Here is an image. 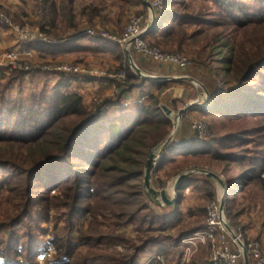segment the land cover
Here are the masks:
<instances>
[{"label": "trees", "instance_id": "obj_1", "mask_svg": "<svg viewBox=\"0 0 264 264\" xmlns=\"http://www.w3.org/2000/svg\"><path fill=\"white\" fill-rule=\"evenodd\" d=\"M215 1L219 10L232 13V16L218 17L210 22L216 26H226L230 21L236 25L235 28L245 30L244 33L251 38V48L237 51L228 43L224 45L226 52L220 53L224 66L222 71L225 72L224 84L232 88L228 92H222L219 88L211 106L203 109V112L211 117L220 115L228 119L244 115L264 117V0H254V5H262L255 7L258 11L249 10L248 1ZM74 2L67 0L59 13L73 27L76 26ZM182 4V0H166L161 14V22H176L174 27L166 25L165 31L168 39L176 41L178 38V42L185 38L186 22L195 17L188 10V5ZM43 12L46 13L47 8ZM45 13L38 24L43 32L51 35L47 28H54L59 18L49 17ZM149 34L155 32L151 30ZM114 51L118 58L123 54L118 49ZM119 70L127 76L125 81L118 84L120 93L97 107L87 106L82 97L71 89L70 83L77 80L76 77L62 76L57 83H47L40 92L31 90L25 94L20 89L14 97L10 95L14 80L0 84V166L19 169L27 191L21 211L7 220L0 217V232L3 230L6 236L33 219V203L41 201L43 197L38 195L33 201L30 189L36 185L41 186V192L56 189L58 195L49 199V205L67 208V236L56 237L52 241L56 254L50 264H137L141 255L148 250L167 256L177 252L185 238L201 230L186 227L180 211V199L188 186L186 182L198 183L197 180L182 181L178 187V200L174 205L164 207L163 213H158L150 205H141L139 201L145 198L141 191L131 194L117 189L121 184L144 178L150 153L170 135L173 123L160 108V97L170 88V84L180 83L152 80L157 93H142L141 101L125 107L121 105L123 95L140 88L148 79L135 71L131 64H121ZM41 73L37 71L31 81ZM25 75L24 72H17L14 79L24 85ZM238 136L208 140L195 135L191 145L172 149L170 153L175 152V156L182 153L186 156L210 155L234 163L236 168L249 162L250 168L240 185L235 186L232 196L235 197L241 185L246 183L255 182L264 189V141L260 145L263 151L254 157L234 151L225 155L219 153L228 143H241L239 148H243L249 137ZM15 147L27 150L26 159L14 153ZM166 161L163 158L155 169L157 176L164 169ZM209 183L208 179L203 181L204 185ZM209 195L213 199L214 191ZM230 198L226 199L227 206ZM105 211L112 215L111 218L102 217L106 221V230H100L92 222L97 221V216ZM227 213L231 216L228 210ZM86 219L91 220V226L80 233L79 244H74L70 236L76 223H83ZM128 224L135 225L139 234L138 243L127 238L123 227ZM2 239L0 245L5 247H1L0 256L5 257L6 264H36L40 253L33 250L37 245L36 240L27 246L17 234L12 243H9V238ZM15 244L19 245L18 249L14 248ZM119 245H123L124 252L108 254L110 247ZM81 247L86 248V254L79 253ZM8 255L23 257L26 261L19 263L8 259ZM193 264L213 263L200 260Z\"/></svg>", "mask_w": 264, "mask_h": 264}, {"label": "rangeland", "instance_id": "obj_2", "mask_svg": "<svg viewBox=\"0 0 264 264\" xmlns=\"http://www.w3.org/2000/svg\"><path fill=\"white\" fill-rule=\"evenodd\" d=\"M241 1H248V3H250L249 10L258 11L255 7L262 6L261 3L254 5V0ZM165 2L166 0L163 1V9L157 10L152 8L151 0H75L73 12L77 19H75L76 26L73 27L59 16L67 0H0V35L4 32H9L8 30L12 31L10 35L6 33V37H9L10 41L7 42L5 46H3L4 49L0 51V84L14 80L10 90V95L13 97L17 95L20 89H23L25 94L31 90L40 92L47 83L52 85L57 83L62 76H65L64 73H56L54 71L56 67L81 66L89 72V75H93L91 76L92 78L100 79L99 86L101 88L108 89L111 87V90L114 91L112 95H107L103 91L94 92L93 94L86 87L81 86L83 82L82 79L87 78V76H85L86 74L76 77L75 79L77 80H73L70 83L71 89L82 97L87 106L97 107L106 99L114 98L120 93L118 84L122 82L105 76L121 71L119 70V65L123 63L122 60L119 61L120 63L117 62L115 59H119L120 57H116L115 53L111 52L116 49L120 50L123 54H129L133 67L136 70L140 69V73L147 74L144 72V69H146V71L150 72L152 75V73L154 74L156 71L151 72L150 69H158L159 67L162 69L160 72L162 76L167 74L176 77L185 76L186 80H183L184 82L181 81L180 83L170 84V88L160 97L161 109L163 105L167 106L175 113V117H178L180 111L184 109L185 113L183 116L179 117L178 120L169 118L173 123V128L167 139L172 138V142L166 151H164V154L156 158L158 162L151 172L149 179L150 188L146 187L147 181L144 174L143 179L121 184L117 189L125 190L126 193L131 194L141 191L145 194V198L139 201L140 204L150 205L158 213H163L164 207L167 206H160L155 203L151 195L160 196L159 193L165 189L170 199L178 200L179 190L177 193L175 190L171 193L170 185H174L175 188V184L180 176H185L182 181L185 179L197 180L198 183L186 182L188 186L184 189L180 199V211L181 219H183L182 221H184L185 226L187 225L186 227L193 228V230H201L185 238L177 252L167 256L153 250H148L141 255L137 264H145L149 258L153 256L164 258L166 264H193L200 260L208 263L210 261L213 245V241L203 234L207 228L208 209L215 201L220 203L221 208L223 199L225 201L224 210H221L223 215L221 221L225 223L227 222L226 219L231 221L230 228L232 231L229 232L239 233L241 231L245 240L259 243L262 252H264V189L255 182L251 184L246 183L241 185L242 187L235 197L232 196L235 186L240 185L242 177L250 168L249 162H246L242 167L236 168L234 163L210 155L186 156L182 153L175 156V152L170 153L172 149L177 150L191 145L196 135L193 130V124L198 121L205 122L210 132L207 137H202V139L210 140L214 137L221 139L222 137L230 135H242L245 137V135H248L246 137H249V139L244 142L243 148H239L240 145H242L241 143H228L225 149H220L219 153L221 155L234 151L235 153L247 154L250 157H254L256 153L263 151V148L260 146L262 145V141H264L263 116L244 115L228 119L227 116L223 117L220 115L211 117L206 112H203V109L211 106L212 100L218 95L219 88L222 92H228L232 88L231 85L225 86L224 84L225 72L222 71L224 66L221 63L222 56H220V53L226 52L224 45L228 43L237 51L249 50L251 48V38L244 33L245 30L235 28L236 25L230 21L226 26H216L214 23L210 22L218 17L227 16L229 18V16H232V13L228 14L219 10L215 0H182V6L188 5V10L192 15H195V17L191 18L186 22V25H184L185 38L183 41L178 42V38H176V41L170 40L166 37L167 33L165 27L166 25L174 27L176 22L171 20L161 22V14L164 11ZM44 8H47L46 13L43 12ZM49 10L52 14H50ZM44 13L49 15V17L59 18L55 21L54 28H47L50 29L51 35L43 32L38 24L41 18H43ZM235 13L240 12L236 11ZM134 16L142 17V26L144 29L152 25L151 30L155 32V34L145 36L147 47L155 46L164 53L184 56L191 61V64L188 67L181 68L169 62H159L142 55L135 45L122 47L120 44L110 42L106 39H104L106 41L101 42V47L108 49L104 52L94 51L90 46L84 44L74 53L68 52L59 55L48 54L49 56L45 55L42 49L39 50L40 44L45 43L51 47L57 45L54 46L41 41L32 42L27 47L29 50L28 55L19 58L20 61L18 62V64H28V70L20 68L18 64L17 68H12L13 66L6 59V55L20 44L18 33L16 34L12 26H19L35 35L44 33L49 39L56 41H60L62 38L69 39L73 36L81 37L83 35L86 36L82 37V40H88L89 37L99 40L101 38H95L86 34L85 32L87 29L120 35L126 28L130 18ZM88 20H95L96 23L86 22ZM70 40L74 41L76 39L72 38ZM3 44L4 42L1 40L0 36V45ZM30 45H35V48H30ZM139 56L143 61L148 63L146 65V67L148 66L147 68L144 63H141ZM113 61H116L115 63H118V65H113ZM159 64L167 65V67H165L166 69ZM37 71H41L42 73L37 77L35 76L36 78L32 82L31 77L34 76ZM17 72L26 73L23 79L26 81L24 85H22L21 81H16L14 79ZM145 84L147 87L150 85V83L145 82L140 88ZM134 91L135 90L127 93L126 99L121 100L122 106L126 107L134 102L132 97ZM149 92L151 91L149 90ZM172 94L173 97L175 95L177 99L171 100ZM141 100L142 92L135 102ZM184 135L187 136L190 144H183V142L180 141V138ZM155 149H153L152 152ZM14 153L23 155V159H26L28 156L27 150H19L16 147L14 148ZM164 156H166L165 159L167 160L164 165L165 168L162 170L163 172L157 176L155 169L159 166ZM146 171L147 168L145 169V172ZM211 174L217 175L220 180L210 176ZM21 179H23V175L19 169L12 166H0L1 219L7 220L8 217L12 218L14 213L21 211L24 206L23 200L25 199L27 191L24 189V185L26 188V184H24ZM206 179L210 181L208 185L203 184V181ZM40 189L41 186L36 185L32 190H29L33 201H36L38 195L43 197L41 201L33 203V205H35L32 210L33 219L26 221L18 231L13 232V230L6 236L5 232L2 230L0 232V241H3L2 238H9V243H12L15 234L20 237L21 242L25 241L27 246L32 241L36 240L37 245L33 250L40 252L38 253L36 264H50V261H52L56 254L52 241L56 237L67 236V224L65 222L67 208L62 206L52 207L49 205V199L54 195H58L56 189L45 190L44 192H41ZM212 191L215 193L213 199H211L209 195ZM228 197H231V201L227 206L226 199ZM55 203L57 204L59 202ZM226 208L231 216L227 213ZM117 210L118 208H116V211ZM40 215L42 216L40 217ZM111 215L112 214L108 211L99 214V216H97V221L95 220V222H92L93 226L98 225L100 230H106V221L102 217L111 218ZM90 224V219H86L83 223H76L74 231L70 236L74 244H79L80 233L83 231L85 232L89 226H91ZM123 228L127 233V238L131 239L132 242H137L139 234L135 225L128 224ZM3 246L2 244L0 245V250L1 247H5ZM18 247L19 245L15 244L14 248L18 249ZM236 250V247L232 246V251L234 252ZM107 251L108 254H111L114 252L121 253L125 250L123 245H119L110 247ZM79 253L82 255L86 254V248L81 247ZM7 257L19 263L26 261L23 257L13 258V255H8ZM5 260V257L0 256V264H6ZM248 262L249 257L245 255L240 258L237 264H248Z\"/></svg>", "mask_w": 264, "mask_h": 264}, {"label": "built area", "instance_id": "obj_3", "mask_svg": "<svg viewBox=\"0 0 264 264\" xmlns=\"http://www.w3.org/2000/svg\"><path fill=\"white\" fill-rule=\"evenodd\" d=\"M164 0H151L152 8L157 10L163 9ZM140 16V15H138ZM16 34L18 33L20 44L14 50L10 51L6 55V59L13 66L12 68H17L18 65L20 68L28 70L29 65L19 63V58L28 55L29 50L27 49L28 45L35 41L46 42L52 45H58L61 41L51 40L44 33L39 35L31 34L25 29L19 26H12ZM152 25L147 26L146 29L142 26V17H131L126 28L120 35H113L105 31H96L94 29H87L86 34L95 37L109 40L110 42L120 44L122 47H127L129 45H135L139 52L149 58H152L159 62H169L171 64L180 66L181 68L188 67L191 64V61L181 55L177 54H168L164 53L161 49L155 46H146L145 36L151 30ZM18 64V65H17ZM17 65V66H16ZM56 73H64L65 76L78 77V76H87L89 72L86 71L81 66H59L54 69ZM108 76L110 79L114 78L118 81H125L127 76L124 71H119L112 73ZM193 130L199 137H207L209 129L205 122L198 121L194 122ZM222 212L220 208V203L215 201L208 209V219H207V228L205 229L204 235L208 239L213 241L211 249L210 261L213 264H237L241 257L248 255L249 262L248 264H264V252L261 250L259 243L245 240L243 233L240 231L230 233L232 231L230 228V220L226 219V223L221 221ZM232 246L236 247V251H232ZM145 264H166L164 258L160 256L150 257Z\"/></svg>", "mask_w": 264, "mask_h": 264}, {"label": "crops", "instance_id": "obj_4", "mask_svg": "<svg viewBox=\"0 0 264 264\" xmlns=\"http://www.w3.org/2000/svg\"><path fill=\"white\" fill-rule=\"evenodd\" d=\"M75 17H76V15H75ZM76 19H77V17H76ZM86 22H88V23H96V21L95 20H88V21H86ZM9 32H4L2 35H0L1 36V40L4 42V44L3 45H0V51L2 50V49H4L3 48V46H5V44L7 43V42H9L10 41V38L9 37H6L7 36V34L8 35H10V34H12V31L11 30H8ZM7 33V34H6ZM12 36V35H11ZM14 36V35H13ZM84 36H86V35H83V36H73V37H71V38H69V39H63L62 38V40H60L61 41V43L59 44V45H57V46H55V47H51V46H49V45H47V44H45V43H43V44H40L41 46L39 47L40 49L39 50H43L44 51V53H45V55H47V56H49L48 54H55V55H59V54H64V53H74V52H76L78 49H80V46H82V45H84V44H87V46H90V48H92V50H94V51H101V52H104V51H106V50H108V49H105L104 47L102 48L101 47V40L99 39H93V38H91V37H89L88 38V40L86 39H83L82 40V37H84ZM72 38H75L76 40H74V41H72V40H70V39H72ZM79 38H81V39H79ZM11 39H12V37H11ZM77 39H79V40H77ZM89 41V42H88ZM10 44V43H9ZM11 44H12V42H11ZM111 52H115L114 50H112ZM115 59V58H114ZM139 59H140V61H141V63H144L145 64V67H146V65L148 64L146 61H143L142 60V58L139 56ZM117 62H119V61H121L122 60V64L123 65H126V64H131L132 65V60H131V57H130V55L129 54H122L121 56H120V59H115ZM93 61V60H92ZM115 61V62H116ZM94 62V61H93ZM114 61H113V65H118V63H115ZM120 63V62H119ZM112 65V66H113ZM160 65V64H159ZM120 66V65H119ZM138 66V65H137ZM160 66H163L164 68L165 67H167V65H164V64H162V65H160ZM132 67H133V65H132ZM148 67V66H147ZM146 67V68H147ZM134 68V67H133ZM137 68V67H136ZM135 69V68H134ZM138 69V68H137ZM166 69V68H165ZM135 71H137V72H139L140 73V69H138V70H136L135 69ZM150 71L152 72V71H156V72H154V74L152 73V75H151V73L150 72H148V71H146V69H144V72H146L147 74H145V73H140L145 79H148L149 77V80L146 82V83H150V85H148V87H147V85L145 84L142 88H137V89H135V91L132 93V97H133V101L135 102V100H137V98L141 95V92L142 93H148L149 92V90L151 91V92H153V93H156L157 92V90H156V88L154 87V85H153V81L152 80H154V79H157V80H161V81H179V82H181V81H183V80H186V77L185 76H180V77H176V76H174V75H170V74H167V75H161L160 74V72L162 71V69H160L159 67H158V69H156V68H152V69H150ZM150 74V75H149ZM82 85L81 86H83V87H86L88 90H90L91 91V93H93L94 94V92H98V91H103V92H105V94H107V95H112L113 93H114V91H112L111 90V87L110 88H108V89H103V88H101L100 86H99V82H100V79H95V78H85V79H82ZM184 82V81H183ZM147 88V89H146ZM113 90H114V87H113ZM148 90V91H147ZM126 96H127V93H125L124 95H123V97H122V99L121 100H125L126 99ZM172 96V98H170L171 100H175V99H177V97H175V95H174V97H173V94L171 95ZM191 136H193V135H191ZM180 141L181 142H183V144H190V141H189V139L187 138V136H182L181 138H180ZM166 158V156H164V159ZM165 168V167H164ZM164 170V169H163ZM163 171L161 170V172H160V174L162 173ZM182 263V262H181Z\"/></svg>", "mask_w": 264, "mask_h": 264}, {"label": "water", "instance_id": "obj_5", "mask_svg": "<svg viewBox=\"0 0 264 264\" xmlns=\"http://www.w3.org/2000/svg\"><path fill=\"white\" fill-rule=\"evenodd\" d=\"M162 109L164 111V113L166 114V116L170 119L175 118V120H178L179 117L183 116V114L185 113V109L180 111L178 117H175V113L169 109L167 106H162ZM172 142V138L167 139L163 144L159 145L149 156V160H148V167H147V171L145 172V178H146V187L150 188V183H149V179L151 176V172L152 170L155 168L157 161V157H159V155H163L164 151H166V149L171 145ZM210 176L215 177L217 179L220 180V178L215 175V174H211ZM185 178V176H180L179 179L177 180L176 184H175V192H178V187L179 184L181 183V181ZM152 193V192H151ZM160 196H155V195H151L152 200L157 203L160 206H172L176 203V199H170L167 191L165 189H163L160 193ZM224 199L222 201V205H221V210H224Z\"/></svg>", "mask_w": 264, "mask_h": 264}, {"label": "bare ground", "instance_id": "obj_6", "mask_svg": "<svg viewBox=\"0 0 264 264\" xmlns=\"http://www.w3.org/2000/svg\"><path fill=\"white\" fill-rule=\"evenodd\" d=\"M170 189H171L170 192L173 193V192H174V185L171 184V185H170ZM172 191H173V192H172Z\"/></svg>", "mask_w": 264, "mask_h": 264}]
</instances>
